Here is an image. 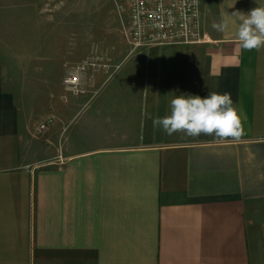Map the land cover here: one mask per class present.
I'll use <instances>...</instances> for the list:
<instances>
[{
  "label": "crops",
  "instance_id": "crops-1",
  "mask_svg": "<svg viewBox=\"0 0 264 264\" xmlns=\"http://www.w3.org/2000/svg\"><path fill=\"white\" fill-rule=\"evenodd\" d=\"M199 2L205 42L127 58L123 35V69L83 73L45 130L43 103L19 99L0 58V264H264V48L240 47L232 15L264 0ZM26 8L0 0L6 22ZM212 91L231 93L239 140L153 126L175 95Z\"/></svg>",
  "mask_w": 264,
  "mask_h": 264
},
{
  "label": "rangeland",
  "instance_id": "rangeland-1",
  "mask_svg": "<svg viewBox=\"0 0 264 264\" xmlns=\"http://www.w3.org/2000/svg\"><path fill=\"white\" fill-rule=\"evenodd\" d=\"M128 10V0H31L30 9L8 15V22L0 13V58L7 81L26 106L43 103L37 131L41 124H47L45 130L55 123L64 88L79 94L65 83L69 73H80L78 89L85 92L89 83L83 73L112 77L123 69L119 49L125 44ZM9 25L16 29V45L5 34ZM126 47L127 58L136 53Z\"/></svg>",
  "mask_w": 264,
  "mask_h": 264
},
{
  "label": "clouds",
  "instance_id": "clouds-1",
  "mask_svg": "<svg viewBox=\"0 0 264 264\" xmlns=\"http://www.w3.org/2000/svg\"><path fill=\"white\" fill-rule=\"evenodd\" d=\"M240 19L236 38L243 50L264 48V7L253 8L246 15L237 11L232 14ZM219 32L229 28L227 20L213 24ZM153 126L167 135L183 133L189 137L215 136L221 140H239L244 134L243 119L234 106L231 93L209 92L207 96L175 95L170 100V114L153 118Z\"/></svg>",
  "mask_w": 264,
  "mask_h": 264
},
{
  "label": "built area",
  "instance_id": "built-area-1",
  "mask_svg": "<svg viewBox=\"0 0 264 264\" xmlns=\"http://www.w3.org/2000/svg\"><path fill=\"white\" fill-rule=\"evenodd\" d=\"M129 20L122 33L132 51L159 44H196L207 40L199 0H128ZM82 74V73H81ZM80 73H69L67 85L77 93ZM81 92V93H82ZM47 124H41V129Z\"/></svg>",
  "mask_w": 264,
  "mask_h": 264
}]
</instances>
